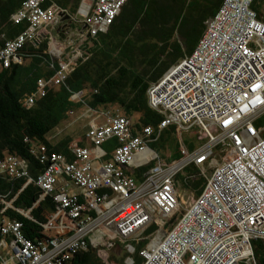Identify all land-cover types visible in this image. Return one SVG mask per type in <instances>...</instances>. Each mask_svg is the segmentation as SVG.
I'll return each instance as SVG.
<instances>
[{
	"label": "built area",
	"instance_id": "obj_1",
	"mask_svg": "<svg viewBox=\"0 0 264 264\" xmlns=\"http://www.w3.org/2000/svg\"><path fill=\"white\" fill-rule=\"evenodd\" d=\"M128 1L82 0L72 16L81 14L87 38H95L111 29ZM255 5L264 13V0H224L194 51L150 85L149 106L161 116L157 126L136 131L132 118L102 112L103 120L86 134L89 146H70L64 154L35 144L31 154L45 166L36 178L28 161L0 158V176L34 182L41 200L51 197L56 204L38 239L26 236L21 221L3 216L11 204L0 210V264H71L79 252L117 246L135 264L141 244L142 264L256 262V244L264 246V20ZM60 13L67 12L49 0H23L11 22L26 27L0 42V73L22 59L20 52L43 28L59 23ZM83 54L79 49L62 57L56 74L39 79L24 105L33 107L63 85ZM194 129L207 135L208 145H180V158L171 164L152 147L167 141L171 130ZM112 138L118 143L105 162L102 147ZM216 148L223 151L219 161ZM149 165L139 179L135 170ZM192 165L203 175L210 169L207 182L161 238L164 219L180 208L176 179Z\"/></svg>",
	"mask_w": 264,
	"mask_h": 264
},
{
	"label": "trees",
	"instance_id": "obj_2",
	"mask_svg": "<svg viewBox=\"0 0 264 264\" xmlns=\"http://www.w3.org/2000/svg\"><path fill=\"white\" fill-rule=\"evenodd\" d=\"M224 0H129L111 29L95 38H89L83 48L86 59L81 58L68 76L66 82L48 90L45 97L33 107H26L23 99L36 90L37 82L50 78L59 62L43 54L47 48L44 42L40 48L27 44L20 52L22 58L31 55L28 64H13L0 73V158L15 155L28 161L32 178H36L45 166L31 154L35 144H45L51 151L67 154L71 140L52 144L49 134L68 118L71 112L83 105L97 110L111 106L118 107L129 117H138L135 130L144 126H157L161 116L148 103V89L154 82L181 59L190 55L202 38L206 23L217 12ZM23 0H3L0 2V39H11L24 31L26 25H14L11 15ZM70 15H76L82 0H49ZM259 18L264 13L255 5ZM6 38V39H7ZM47 64L51 71L40 67ZM52 65V68H51ZM49 66V67H48ZM89 90L83 100L76 103L72 97ZM262 121H259V124ZM163 144L166 142L162 138ZM161 145V144H160ZM194 150L193 144H188ZM159 148V143L152 145ZM180 145L176 144L174 159L180 158ZM139 155L136 159L138 162ZM151 167L135 170L141 179ZM185 180V188H192L199 196L207 180H196L198 167L190 166ZM198 172V173H197ZM42 190L34 182L25 178L9 179L0 176V200L10 201L3 216L23 223V230L30 239L41 238L43 225L56 204L51 197L41 200ZM7 205L0 204V210ZM30 211L27 216L19 211ZM149 232V231H148ZM143 244L137 247L133 257L135 264H142L139 255ZM256 264H264V246L256 244ZM71 264H100L94 249L79 252ZM245 264V263H244Z\"/></svg>",
	"mask_w": 264,
	"mask_h": 264
},
{
	"label": "rangeland",
	"instance_id": "obj_3",
	"mask_svg": "<svg viewBox=\"0 0 264 264\" xmlns=\"http://www.w3.org/2000/svg\"><path fill=\"white\" fill-rule=\"evenodd\" d=\"M3 0H0V2H2ZM82 15H77V20L78 22V28L76 30H82L83 25L82 23ZM7 38V37H6ZM83 59L85 60V54H83ZM89 93V92H88ZM88 95V94H87ZM86 94H83L81 96H77L73 99V101H75L76 103H82V101L85 99V97L87 96ZM110 108V109H109ZM111 111H119L121 114L122 111L116 107V106H111V107H107L106 109L101 108L100 110L97 111H93L88 105H83L81 106L79 109L75 110L73 113H70L68 115V118L63 121L56 129H54L50 134H49V138L54 142H60V141H66V140H71L72 144L71 146L74 147L75 145H79V144H83V145H87L89 144L87 142V138H86V134L90 128V126L95 123V122H100L101 120H103V113L105 111L108 110ZM138 119V117H133L132 121L133 124L136 123V120ZM262 122H264V116L261 119ZM166 138L167 141L163 144L160 143V155L163 159V161L166 164H171L172 162L178 160V159H174L173 155L176 154L175 152L178 150V148L176 149V144L178 143L179 145H186L188 149L189 146L188 144H193L194 145V149L195 148H200L203 147L205 145H208L209 143V139L207 137V135L205 133H201L199 132V130H192L189 132H180V131H176V130H171L170 133L166 134ZM222 148H216L214 149V154H213V158L217 161H219V159L223 158V153H222ZM143 155H141L138 158V162L142 159ZM150 167H152L153 165H149ZM189 168V167H188ZM187 168V169H188ZM207 168V165H206ZM185 169L181 174H179L180 176H186L188 175L189 171ZM205 170V168H202ZM199 173L196 177V180H199L201 177H207L210 174V169L205 172V176L203 174L200 173L199 169ZM180 176L177 177L176 179V184H177V189H178V196L180 199V208L179 210L172 215L169 218H165V225H162V229H161V233L159 235V237H163L165 235V231L168 230L170 223L175 222L178 217L180 215H182L185 210L187 208L190 207V205L197 199V194L195 192V190H193L192 188L188 189L185 188L183 185V182H185V180L181 179ZM0 204L2 205H7V204H11L10 201H7L6 199L1 201L0 200ZM23 212V214L30 216L29 211L27 210H21ZM144 236V235H143ZM154 235H150V237H153ZM141 236L140 235H136L133 237V239L137 240L140 239ZM97 253V257L100 260V264H128V257H129V253L125 250V248L123 247H116L113 250L111 249L108 251H104L101 252L99 247L94 249ZM134 257V256H133ZM246 264H256V262L253 263H246Z\"/></svg>",
	"mask_w": 264,
	"mask_h": 264
},
{
	"label": "crops",
	"instance_id": "obj_4",
	"mask_svg": "<svg viewBox=\"0 0 264 264\" xmlns=\"http://www.w3.org/2000/svg\"><path fill=\"white\" fill-rule=\"evenodd\" d=\"M60 23H57L55 25H50L46 28H43L40 34L38 35L37 39H35L33 42H30L31 44L35 46V48H38V49L40 48V46L44 44V42H47V48L44 49L43 54L49 55L50 58L56 63L57 61L59 62V60L62 57L69 58L70 55L71 56L73 55L74 51L83 49L87 45H89L88 44L89 38H87L86 32L83 31L84 26L82 27V30H76L78 28V23H77L75 27L73 26V29L71 28L70 30H66V29L64 30L62 27L63 23L62 24ZM3 40L4 39H0V42H2ZM30 61H31V55H27V58H22L16 63L14 62L13 64L23 65V64H28ZM46 65L47 64L45 63H41L39 66L46 68L47 67ZM51 68H52V65H51ZM49 71H51V69L46 68L45 72L49 73ZM56 71L57 69L54 70V73L52 76L56 74ZM45 79H49V78H45ZM88 92L89 90H86L85 94L87 95ZM82 103L85 104V102L83 101ZM100 109L101 108L97 110H100ZM49 140L51 141L52 144H55V145L61 142H64V141H60V142L54 143L50 138ZM87 142L89 143L88 140ZM117 143H118L117 139L112 138L103 145L102 148L106 152V156L104 157L103 161L106 162L111 159L113 148L115 147V145H117ZM71 144H72V141L70 143V146ZM79 145H83V144H79ZM89 145L90 144L83 145V146H89Z\"/></svg>",
	"mask_w": 264,
	"mask_h": 264
},
{
	"label": "water",
	"instance_id": "obj_5",
	"mask_svg": "<svg viewBox=\"0 0 264 264\" xmlns=\"http://www.w3.org/2000/svg\"><path fill=\"white\" fill-rule=\"evenodd\" d=\"M60 21L62 23L66 22V30H70L72 27V24L74 22H76L77 20L70 14H66V13H60ZM86 27H83V31H85ZM89 36V35H88ZM30 213V211H29Z\"/></svg>",
	"mask_w": 264,
	"mask_h": 264
},
{
	"label": "flooded vegetation",
	"instance_id": "obj_6",
	"mask_svg": "<svg viewBox=\"0 0 264 264\" xmlns=\"http://www.w3.org/2000/svg\"><path fill=\"white\" fill-rule=\"evenodd\" d=\"M76 20H77V19H76ZM60 22H61V21H60ZM60 22H59V23H60ZM78 22H79L78 20H77L76 22H74V23L72 24V27H71V28L73 29V26L75 27V26L77 25ZM60 24H62V23H60ZM65 25H66V22H64L63 25H62V27H63L64 30L66 29V26H65Z\"/></svg>",
	"mask_w": 264,
	"mask_h": 264
},
{
	"label": "bare ground",
	"instance_id": "obj_7",
	"mask_svg": "<svg viewBox=\"0 0 264 264\" xmlns=\"http://www.w3.org/2000/svg\"><path fill=\"white\" fill-rule=\"evenodd\" d=\"M138 156H139V155H138ZM138 156H136V159H137Z\"/></svg>",
	"mask_w": 264,
	"mask_h": 264
}]
</instances>
